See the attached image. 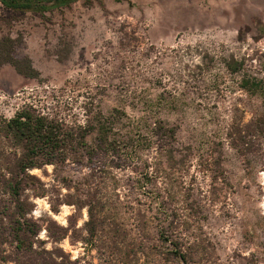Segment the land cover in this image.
<instances>
[{
	"label": "rangeland",
	"instance_id": "1",
	"mask_svg": "<svg viewBox=\"0 0 264 264\" xmlns=\"http://www.w3.org/2000/svg\"><path fill=\"white\" fill-rule=\"evenodd\" d=\"M4 38L39 76L0 66V120L33 108L92 131L109 119L119 139L121 108L177 132L153 137L146 122L128 126L117 153L32 171L45 195L31 197L33 216L71 227L60 247L73 260L181 264L155 254L158 196L187 222L182 264H264V89L243 88L264 82V0H105L44 16L0 3ZM98 139L92 132L89 150ZM7 201L1 190L0 206ZM80 201L102 223L96 239L90 208L73 205Z\"/></svg>",
	"mask_w": 264,
	"mask_h": 264
},
{
	"label": "trees",
	"instance_id": "2",
	"mask_svg": "<svg viewBox=\"0 0 264 264\" xmlns=\"http://www.w3.org/2000/svg\"><path fill=\"white\" fill-rule=\"evenodd\" d=\"M95 1L105 0H0V3L14 12L44 16L70 9L79 2L92 5ZM15 45L12 38L0 39V66L11 65L26 78H38L39 73L29 58L15 57ZM229 69L235 73L239 68L230 65ZM243 88L261 91L264 82L252 79L245 82ZM123 117L127 119L128 125L124 123ZM144 122L153 137L165 134L175 139L176 130H168L162 121L153 120L151 113L132 120L121 108L119 125L123 129L119 127V139L114 123L109 119H100V126L92 131L88 125H76L69 129L64 121L38 113L33 108H24L10 120H0V141L8 142L6 147L0 146V191L8 197V201L0 206V264H90L83 259L73 260L71 254L60 247L64 240L71 237V227L59 226L53 219L34 218L35 205L31 197L45 195L40 192V180L32 171L47 166L63 167L68 163L83 162L97 154L99 149L117 153L131 139V131H125V128L139 126ZM92 132L97 134L99 146L89 150L88 138ZM141 142L143 140H138L137 144L141 145ZM30 192L33 194L30 195ZM155 201L158 207L154 217L157 243L155 254L173 263L188 262V244L179 231V227H185L187 222L177 221L176 215L166 208L163 198L157 196ZM73 205L79 209L90 208L91 217L86 228L92 238H98L102 223L95 215L94 206L86 201ZM53 211L60 212L56 207H53ZM44 230L45 240L41 239Z\"/></svg>",
	"mask_w": 264,
	"mask_h": 264
}]
</instances>
